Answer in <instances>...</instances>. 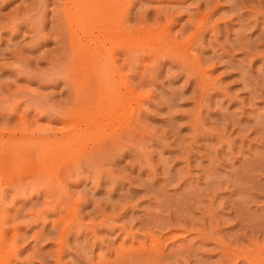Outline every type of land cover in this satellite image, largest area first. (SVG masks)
<instances>
[{
	"label": "rangeland",
	"instance_id": "rangeland-1",
	"mask_svg": "<svg viewBox=\"0 0 264 264\" xmlns=\"http://www.w3.org/2000/svg\"><path fill=\"white\" fill-rule=\"evenodd\" d=\"M1 146L2 264H264V0H0Z\"/></svg>",
	"mask_w": 264,
	"mask_h": 264
},
{
	"label": "bare ground",
	"instance_id": "bare-ground-1",
	"mask_svg": "<svg viewBox=\"0 0 264 264\" xmlns=\"http://www.w3.org/2000/svg\"><path fill=\"white\" fill-rule=\"evenodd\" d=\"M88 49H89V52H90V53H93V52L96 53V47H91V48H88ZM95 53H93V54H95ZM111 97H112V96H111ZM109 109H110L109 107H106V108H104V111H107V112H108ZM13 139H14V140H17L18 137H17V138L14 137ZM49 140H50V141H45L46 143H45L44 141H42L43 144H42V143H41V144H42L44 147L41 148V149H44V150H46V151L49 150L50 147L48 148V145L50 146V144H52V143H51V139H49ZM53 140H54V139H53ZM1 142H2V140H1ZM54 142H56V141L54 140ZM42 145H41V146H42ZM39 146H40V145H39ZM71 146H72V145H69L70 148H71ZM0 150H2V146L0 147ZM46 151H45L44 153H46ZM3 161H4L3 156L0 155V170H1L2 167H3ZM0 187H1V182H0ZM2 194H4V191L2 190V188H0V198H1ZM5 235H6L5 230H1V231H0V264L3 263L2 260H3V257H5V251H4V249H3V245H2V242H5V241H3ZM152 242H153V241H152ZM153 245H156V243H155V244L153 243ZM144 247H145V246H144ZM153 247H155V246H153ZM151 248H152V247H151ZM151 248H150V249H151ZM142 249H144V248L141 247V251H142ZM147 249H149V248L147 247ZM144 250H146V249H144ZM144 250H143V251H144ZM143 253H144V252H143ZM146 253H148V252H146Z\"/></svg>",
	"mask_w": 264,
	"mask_h": 264
}]
</instances>
